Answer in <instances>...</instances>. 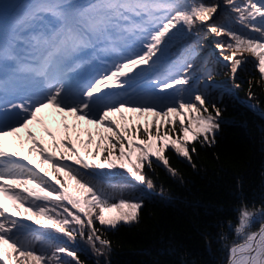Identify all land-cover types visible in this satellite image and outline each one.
<instances>
[{"label": "snow or ice", "instance_id": "obj_1", "mask_svg": "<svg viewBox=\"0 0 264 264\" xmlns=\"http://www.w3.org/2000/svg\"><path fill=\"white\" fill-rule=\"evenodd\" d=\"M208 34L227 38L216 48L233 81L251 57L264 83V0L0 2V264H81L60 237L105 257L96 225L137 221L143 204L102 178L123 170L151 191L153 160L175 176L168 149L192 163L196 142L215 143L221 112L199 87L198 45L168 62L175 42ZM89 55L98 66L86 77ZM45 110L60 123L44 127L47 147L30 127ZM257 216L264 208L238 209L227 264H264Z\"/></svg>", "mask_w": 264, "mask_h": 264}, {"label": "trees", "instance_id": "obj_2", "mask_svg": "<svg viewBox=\"0 0 264 264\" xmlns=\"http://www.w3.org/2000/svg\"><path fill=\"white\" fill-rule=\"evenodd\" d=\"M218 2L223 7V0ZM207 38L214 48L219 40L227 39ZM197 45L198 54L213 53L202 36L190 35L172 45L168 62L180 60L187 48ZM205 61L212 68L211 80L221 86L206 94L209 105L215 104L221 112L215 143L196 142L192 163L168 149L165 155L175 176L153 160L152 168L144 169L154 184L151 191L123 170L103 177L104 184L123 188L124 199L141 200L143 206L138 220L128 225L115 229L96 225L102 238L110 241L105 257L95 256L79 237L74 243L60 237L61 243L77 252L81 264H97L98 260L100 264H227L225 245L239 242L234 232L238 209L242 205L249 210L264 208V83H258L254 60L238 69L235 81L230 78L228 62L220 58L216 64L211 57ZM195 63L200 80L203 63L197 58ZM45 140L47 147L46 135ZM77 147L81 148L79 143ZM261 223L264 217L257 216L251 230H258Z\"/></svg>", "mask_w": 264, "mask_h": 264}, {"label": "rangeland", "instance_id": "obj_3", "mask_svg": "<svg viewBox=\"0 0 264 264\" xmlns=\"http://www.w3.org/2000/svg\"><path fill=\"white\" fill-rule=\"evenodd\" d=\"M0 2H3V0H0ZM15 2H19V3H22L23 0H15ZM204 32L206 33V28L204 30ZM210 35V34H208ZM207 35V37H208ZM202 39L205 41L206 44H208L212 50L213 53H209L207 51L205 52H202L201 54H198L197 55V60L201 61L203 63V76L202 78L199 80V87L201 90L205 91L206 94L209 93V91H211V89H215V90H219L221 89V86L218 85L217 83H214L212 80H209L208 79V74H211V66L207 65L205 62V60L208 58V57H211L212 58V61H215L216 64H220V58H222L221 56V52L218 51L216 48H214L213 45H211L210 41L205 38H203L202 36ZM225 55L227 53H224ZM87 61L89 63H85L84 64V67L81 69V72L83 75H85L86 77H90V75H94L95 72H94V68L98 65H93L91 63V60H92V57L91 55L87 56ZM247 61H253V59L251 57H248ZM51 110H45L43 113L40 114V116L45 120V125H37V124H33L31 125V129L32 131L36 134L37 136V139H40L42 140V142L46 141L45 140V133H44V127H47L49 130L53 131V132H58V129L60 128V123L59 121H51L49 116H48V113L50 112ZM125 115H132L130 113H125ZM68 123L71 124L72 123V120L69 118L68 120ZM141 123H142V120H141ZM85 137H82V139H84Z\"/></svg>", "mask_w": 264, "mask_h": 264}]
</instances>
